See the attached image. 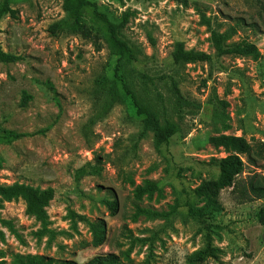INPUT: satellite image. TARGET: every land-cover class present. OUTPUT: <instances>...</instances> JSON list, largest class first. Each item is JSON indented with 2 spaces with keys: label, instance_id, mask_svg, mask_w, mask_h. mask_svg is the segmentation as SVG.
I'll return each mask as SVG.
<instances>
[{
  "label": "rangeland",
  "instance_id": "obj_1",
  "mask_svg": "<svg viewBox=\"0 0 264 264\" xmlns=\"http://www.w3.org/2000/svg\"><path fill=\"white\" fill-rule=\"evenodd\" d=\"M13 6L18 17L1 20L0 42L21 59L0 62V184L54 188L47 211L57 235H39L41 223L27 212L25 199L0 196L2 216L11 222L0 224V264L36 255L51 264H85L110 253L117 260L106 264H264L258 217L264 198L239 202L232 188L224 189L210 237L193 218L136 215L143 208L167 211L184 190L216 179L218 161L230 153L220 144L223 134L254 145L239 178L264 184V0H90L85 7L97 32L99 13L119 18L135 12L125 35L141 54L121 62L127 84L159 122L179 126L162 143L154 130L139 136L142 122L116 81V58L103 37L96 44L77 34L52 35L50 24L65 16L62 0ZM203 14L231 32L228 43L247 39L260 56L222 57L225 69L207 62L173 65L177 41L214 53ZM24 91L32 96L26 106ZM214 96L228 102L224 118L211 103ZM9 131L25 135L7 139ZM87 164L99 171L76 181L74 171ZM148 181L162 195L138 197L137 188ZM108 201L116 203L114 214ZM71 209L88 221L74 223ZM91 223L104 225L99 245Z\"/></svg>",
  "mask_w": 264,
  "mask_h": 264
},
{
  "label": "trees",
  "instance_id": "obj_2",
  "mask_svg": "<svg viewBox=\"0 0 264 264\" xmlns=\"http://www.w3.org/2000/svg\"><path fill=\"white\" fill-rule=\"evenodd\" d=\"M17 0H0V22L5 16L12 18L18 17V9L13 6ZM90 3V0H62V8L65 16L54 21L49 26V32L52 35L59 34H77L81 37L92 40L94 43H100L103 37L108 45L110 54L116 58L115 76L116 81L123 84L127 96L131 99L136 114L142 122V130L139 133L140 137L147 134L148 131L154 130L157 134L160 143L167 142L170 137L179 133L180 128L174 122L166 120L161 124L154 110L145 105L138 95L127 84L122 60L136 61L139 59L141 50L139 47L130 41L125 35L130 16L135 15L134 11H126L119 18H114L106 13H99L98 17L99 30L95 31L89 26L84 12L85 7ZM203 21L208 25L210 30V41L214 48V53H209L203 50L194 48L188 49L184 41H177L170 58L173 65H181L196 62H207L210 65H218L220 69H225L226 66L220 62V59L225 56L240 57L244 55H252L255 58L260 56V51L254 42L247 39H242L234 43H228L227 40L231 35L230 31L222 32L217 27L212 25V21L203 14ZM149 39L152 46H155L156 41L151 34ZM21 59V56L5 51L0 42V62L14 63ZM49 88L54 91V86L47 83ZM56 94V92H54ZM31 95L26 91L23 92L22 105L26 106L31 99ZM61 107L60 102H57ZM214 105L217 115L220 118L226 116V107L228 102L214 96L211 100ZM25 135L16 131H9L5 138L16 139ZM220 144L224 146L230 153L228 156L221 158L218 161L219 175L216 179H208L203 181L194 189L184 190L183 196H179L175 204L170 206L167 211H158L153 209H139L136 215L144 214L148 218H163L171 220L177 215H182L185 220L193 218L205 230L207 236L214 228L212 215L214 212L222 209L221 193L224 189L232 188L239 202H247L254 199L264 198V184L246 178H239L244 172L247 158L252 161V153L254 145L247 141L243 136L233 134H223L220 137ZM99 169L89 164L82 166L74 171V178L79 181L84 175L91 172H98ZM156 190L159 195H162V190L153 182L148 181L144 186L137 188V196L141 197L145 193L151 196ZM0 196L11 198H23L27 202V212L34 215L41 223L39 230L40 236L48 235L50 239H54L57 235L56 230L51 226L52 221L47 211L52 199L55 197V190L52 187L41 189L30 184L13 182L11 184H0ZM108 206L114 214L117 206L115 202H109ZM69 215L73 222L88 221L84 215L77 214L74 210L69 211ZM259 220L264 224V208H261L258 214ZM0 224L11 225L9 220L3 218L0 204ZM93 231V243L99 245L102 243L105 236L103 223H91ZM3 236V231L0 229V237ZM209 248V247H208ZM207 248V249H208ZM204 252H199L201 255ZM117 256L113 253L107 255H98L93 257L85 264H106L114 263ZM20 264H51V260L47 261L44 256H28L19 258ZM70 264H75L71 262Z\"/></svg>",
  "mask_w": 264,
  "mask_h": 264
}]
</instances>
